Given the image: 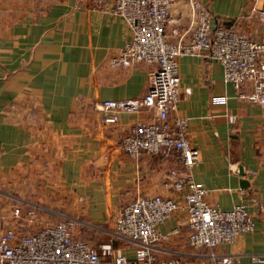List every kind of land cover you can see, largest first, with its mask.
<instances>
[{
	"label": "crops",
	"instance_id": "1",
	"mask_svg": "<svg viewBox=\"0 0 264 264\" xmlns=\"http://www.w3.org/2000/svg\"><path fill=\"white\" fill-rule=\"evenodd\" d=\"M200 1L214 20L264 36V0ZM111 2L0 0V231L32 232L45 222L70 220L74 235L97 247L100 264H112L118 253L133 258L140 246L115 230L119 207L139 195L180 198L186 191L172 186L183 173L176 151L132 157L120 146L129 126L155 110L102 119L100 100L141 95L149 78L144 62L110 63L131 35ZM189 11L187 0L170 6L182 31ZM178 74L181 91L170 115L188 118V138L199 153L192 178L207 188L208 203L222 209L244 204L254 225L232 243L193 248L185 213L176 211L157 224L163 236L150 249L156 258L229 255L235 264L264 262L263 106L238 96L214 59L183 54ZM30 203L36 205L32 217L25 213Z\"/></svg>",
	"mask_w": 264,
	"mask_h": 264
},
{
	"label": "built area",
	"instance_id": "2",
	"mask_svg": "<svg viewBox=\"0 0 264 264\" xmlns=\"http://www.w3.org/2000/svg\"><path fill=\"white\" fill-rule=\"evenodd\" d=\"M175 1L111 2V11L131 27V35L110 63L129 66L144 62L149 66V78L141 95L100 100L102 119L114 122L123 111L155 110L154 117L138 119L129 126L119 140L120 146L132 157L141 152L167 155L176 151L183 173L172 186L177 191L186 186L180 198L139 195L118 208L114 218L115 230L140 246L133 258L118 253L112 264H235L229 255L199 261L156 258L150 246L163 236L157 224L176 211L185 213L189 227L187 242L193 248L232 243L238 233L249 231L254 225L252 214L242 203L229 209L208 203L205 197L207 188L191 175V167L199 160V153L188 138V118L170 114L176 109L181 91L178 58L183 54L203 55L219 62L223 79L233 84L238 96L261 104L264 110V36L255 38L214 20L200 0H187L190 20L182 31L170 16V6ZM261 12L264 15V9ZM244 84L250 87L249 91L241 90ZM189 91L188 86L184 88L185 93ZM15 208L21 212V208ZM25 213L34 216L36 205L30 203ZM73 229L74 223L65 219L45 222L32 232L20 233L7 226L0 231V264H100L97 247L74 235ZM253 264L264 262L255 257Z\"/></svg>",
	"mask_w": 264,
	"mask_h": 264
}]
</instances>
